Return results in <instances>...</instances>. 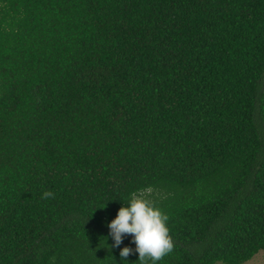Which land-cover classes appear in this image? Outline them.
Wrapping results in <instances>:
<instances>
[{
  "label": "trees",
  "instance_id": "trees-1",
  "mask_svg": "<svg viewBox=\"0 0 264 264\" xmlns=\"http://www.w3.org/2000/svg\"><path fill=\"white\" fill-rule=\"evenodd\" d=\"M138 192L155 264L264 249V0H0V264H141Z\"/></svg>",
  "mask_w": 264,
  "mask_h": 264
},
{
  "label": "clouds",
  "instance_id": "clouds-1",
  "mask_svg": "<svg viewBox=\"0 0 264 264\" xmlns=\"http://www.w3.org/2000/svg\"><path fill=\"white\" fill-rule=\"evenodd\" d=\"M54 198V193L45 191L42 199ZM167 215L152 206L143 193H133L127 207H121L116 217L108 224L109 235L118 247L126 234H131L138 253V260L146 264V259L155 262L173 251L174 245L169 236L165 222ZM132 249L124 247L120 250V257L127 258Z\"/></svg>",
  "mask_w": 264,
  "mask_h": 264
},
{
  "label": "rangeland",
  "instance_id": "rangeland-1",
  "mask_svg": "<svg viewBox=\"0 0 264 264\" xmlns=\"http://www.w3.org/2000/svg\"><path fill=\"white\" fill-rule=\"evenodd\" d=\"M214 264L222 263L219 261H215ZM239 264H264V249L258 250L249 259Z\"/></svg>",
  "mask_w": 264,
  "mask_h": 264
}]
</instances>
